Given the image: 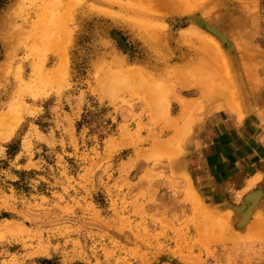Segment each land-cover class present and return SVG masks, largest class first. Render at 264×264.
Instances as JSON below:
<instances>
[{"label":"rangeland","instance_id":"1","mask_svg":"<svg viewBox=\"0 0 264 264\" xmlns=\"http://www.w3.org/2000/svg\"><path fill=\"white\" fill-rule=\"evenodd\" d=\"M151 1L0 0V264H264V0Z\"/></svg>","mask_w":264,"mask_h":264},{"label":"bare ground","instance_id":"2","mask_svg":"<svg viewBox=\"0 0 264 264\" xmlns=\"http://www.w3.org/2000/svg\"><path fill=\"white\" fill-rule=\"evenodd\" d=\"M171 1H176V0H154V1H151V2H149V4H148V6H147V9L148 10H150L151 8H150V6L152 5L153 7H160V6H162V5H166V4H169V3H171ZM66 6V5H65ZM63 7V6H62ZM61 8V7H60ZM102 10V9H101ZM105 11V10H104ZM51 12V11H50ZM107 12H109V11H107ZM106 12V13H107ZM48 13V12H47ZM110 13V12H109ZM111 13H113V12H111ZM58 14V13H57ZM113 14H115V12L113 13ZM54 15V14H53ZM111 15V14H110ZM52 17V16H51ZM70 17V16H69ZM50 18V17H49ZM54 18V17H53ZM55 19V18H54ZM69 19V18H68ZM52 20V19H51ZM50 23H52V21L50 22ZM62 24V23H61ZM204 24H205V22H204ZM210 24V23H209ZM213 24V23H212ZM47 25V24H46ZM48 26H51V24H49ZM57 28H58V26H57ZM195 28V27H194ZM193 28V29H194ZM55 30H56V28H54ZM70 29V28H69ZM189 29V28H188ZM183 30V31H185V32H188L189 30ZM196 30H197V28H195ZM53 30V29H52ZM51 30V31H52ZM58 30V29H57ZM198 30H200L199 29V27H198ZM209 30V29H208ZM211 30V29H210ZM47 31H48V29H47ZM50 31V30H49ZM193 31H195V30H192V33H193ZM70 32V31H69ZM190 32V31H189ZM197 32V31H196ZM208 32V31H207ZM51 33V32H50ZM68 33V32H67ZM182 33H184V32H182ZM192 33H191V35H192ZM55 34H57V31H56V33ZM184 35V38H186V36L188 37V35L189 34H183ZM183 35H182V37H183ZM70 36V35H69ZM199 36H201V35H198V37ZM55 38V37H54ZM183 38V39H184ZM207 38L205 37V40H203L202 38H198V43H199V45H200V47L202 48V49H205V50H208L209 49V40H212L211 38L210 39H208V40H206ZM220 39V38H219ZM226 39V38H225ZM60 41V40H59ZM183 41V40H182ZM185 41V40H184ZM214 43H216L214 40H212ZM208 42V43H207ZM61 43V42H60ZM67 43V42H66ZM184 43V42H183ZM221 46V45H220ZM60 47V46H59ZM61 47H62V45H61ZM217 47H219L218 46V44H217ZM231 47V46H230ZM65 49V48H64ZM227 49V48H226ZM232 49H234V48H232ZM60 50V49H59ZM59 50H58V52H59ZM62 50V49H61ZM60 54V53H59ZM67 56V55H66ZM58 58V57H57ZM66 58V57H65ZM60 60V59H59ZM66 60H67V58H66ZM61 61H62V57H61ZM64 61V60H63ZM62 61V62H63ZM59 62V61H58ZM57 62V63H58ZM65 65H67V62L66 63H64ZM57 65V64H56ZM60 65H61V63H60ZM64 65V67H66ZM38 67V66H37ZM37 67H35L34 69L36 70V68ZM61 67H63V66H61ZM121 67V66H120ZM56 68H58V67H56ZM68 68V67H67ZM131 68V67H130ZM138 68V67H137ZM61 69V68H60ZM53 70V69H52ZM63 70V69H62ZM123 70V69H122ZM34 71V70H33ZM55 70H53V72H54ZM130 71H132V70H130ZM134 71V70H133ZM143 71V70H142ZM35 72V71H34ZM65 72H66V70H65ZM139 72V71H138ZM144 72V71H143ZM57 73V72H56ZM125 73V72H124ZM64 74V73H63ZM120 74H121V72H120ZM140 74V73H139ZM146 74V73H145ZM57 75V74H56ZM58 75H59V73H58ZM60 75H62V72L60 73ZM59 75V76H60ZM65 75V74H64ZM136 75V74H135ZM142 75V74H141ZM125 76H126V74H125ZM53 77V76H52ZM132 77V76H131ZM123 78H125V77H123ZM128 79V78H127ZM126 78H125V82H126V80H127ZM119 80H121V79H119ZM261 84V83H260ZM123 85H124V83H123ZM261 86V85H260ZM216 90V91H215ZM98 91V90H97ZM204 92H206V90L204 89V91L202 92V93H204ZM209 91H207L206 92V94L208 93ZM210 92L211 93H213V95H212V97L214 98V99H217V100H219L220 98H222L223 96H218L219 94H220V91L217 89V87L216 86H213L212 88H211V90H210ZM101 93V92H100ZM99 93V94H100ZM200 93V92H199ZM216 93V94H215ZM222 93V92H221ZM201 94V93H200ZM101 95V94H100ZM204 94H202V96H203ZM207 95H205V97H206ZM102 97V96H101ZM204 97V96H203ZM106 98V97H105ZM186 106V105H185ZM179 135V134H178ZM7 136V135H6ZM177 136V135H176ZM177 138V137H176ZM175 138V139H176ZM180 138V137H179ZM173 150V149H172ZM188 180V179H187ZM187 184V183H186ZM188 185H190V184H188ZM191 190H192V188H191ZM193 191V190H192ZM191 191V192H192ZM184 192H185V190H184ZM189 193H190V191H189ZM259 195H260V191H251L250 193H248V194H246L245 195V197H244V206L246 207V210L244 211V215H243V220H246L247 218H248V216L250 215L249 213H250V210L252 209V207L256 204V202L258 201V198H259ZM221 219V218H220ZM225 220V219H224ZM220 223V222H219ZM240 223H241V221H240ZM223 224V223H222ZM218 233V232H217ZM217 233H216V235H217ZM219 234V233H218ZM238 234V233H237ZM233 235V234H232ZM214 236H215V234H214ZM218 238H220V237H218ZM217 238V236H216V239L215 240H217L218 239ZM221 238H223V236L221 237ZM220 238V239H221ZM232 238V237H231ZM230 238V239H231ZM218 241H220V240H218ZM224 241H225V239H224ZM206 243H207V241H206ZM209 243H211L210 241H209Z\"/></svg>","mask_w":264,"mask_h":264},{"label":"crops","instance_id":"3","mask_svg":"<svg viewBox=\"0 0 264 264\" xmlns=\"http://www.w3.org/2000/svg\"><path fill=\"white\" fill-rule=\"evenodd\" d=\"M141 156V155H140ZM133 161V163H136L138 160H139V157H137L136 159H132ZM124 162H127L128 163V161H124ZM130 164V166H131V163H129ZM130 166H129V168H130ZM182 168V167H181ZM127 170H129V169H127ZM179 171H184V170H182V169H178ZM154 174H156V173H159V171H154L153 172ZM156 180H158V179H156Z\"/></svg>","mask_w":264,"mask_h":264},{"label":"water","instance_id":"4","mask_svg":"<svg viewBox=\"0 0 264 264\" xmlns=\"http://www.w3.org/2000/svg\"><path fill=\"white\" fill-rule=\"evenodd\" d=\"M208 29H211V31H213V32H215L216 33V31L214 30V28L212 27V26H209V25H205ZM224 39V38H223Z\"/></svg>","mask_w":264,"mask_h":264}]
</instances>
